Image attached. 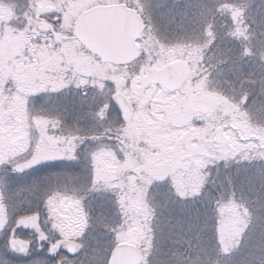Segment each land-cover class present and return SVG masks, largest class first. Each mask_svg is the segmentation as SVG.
Returning a JSON list of instances; mask_svg holds the SVG:
<instances>
[{
    "label": "snow or ice",
    "instance_id": "1",
    "mask_svg": "<svg viewBox=\"0 0 264 264\" xmlns=\"http://www.w3.org/2000/svg\"><path fill=\"white\" fill-rule=\"evenodd\" d=\"M0 10L9 11L2 3ZM143 11L141 6L139 13ZM139 13L125 0H42L29 13L39 17L35 25L27 19L14 23L23 29L14 37L17 43H0V72L11 70L27 81L0 75V264H120L121 245L133 240L140 245L136 264H160L163 245L178 235L177 225L183 235L198 239L211 233L218 249L227 252L243 242L254 217L264 216L261 198L249 207L237 199L232 178L219 179L233 162L264 164V122L255 119L264 114V82L258 93L245 90L237 99L212 89L210 72L199 68L203 48L214 43L212 26H205L209 39L203 46L169 45ZM130 14L138 16L132 28ZM235 32L242 34L239 24ZM6 39L0 30V41ZM130 43L143 47L134 71L121 79L109 66ZM169 61L178 62L169 66ZM90 83L101 92L107 89L93 115L108 120L111 110L119 146L104 143V135L64 131L59 117L34 114L28 107L30 97L84 89ZM122 88L131 110L151 125L146 128L151 138L138 143L127 138L125 125L131 126L132 118L119 102ZM169 98H175L172 104L202 103L181 115L171 111ZM111 128L110 121L105 133L111 134ZM88 141L95 145L85 153L90 178L33 183L32 191L43 198V217L10 205L6 192L17 179L13 174L45 162L78 161ZM151 169H158L159 176L148 175ZM259 175L264 191V169ZM133 192L144 205L142 222L127 218ZM149 195L156 206L148 203ZM177 213L184 215L177 219ZM28 233L32 239L26 238ZM176 262L199 264V259L177 255Z\"/></svg>",
    "mask_w": 264,
    "mask_h": 264
},
{
    "label": "trees",
    "instance_id": "2",
    "mask_svg": "<svg viewBox=\"0 0 264 264\" xmlns=\"http://www.w3.org/2000/svg\"><path fill=\"white\" fill-rule=\"evenodd\" d=\"M17 1L19 2V6H15L16 11L19 16H22L23 11L30 8L29 2L31 0ZM236 1L238 2V0ZM241 1L242 2H239L241 3V10H244L242 12L243 17L241 19H230L222 11L218 13H223L224 15H216L215 13L219 10L212 12V20H208L211 23L208 22L207 24H211V30L215 34L212 38L214 40V43H212L211 46L212 58H210V47L203 48V57L206 62L209 63L212 61V67L209 66L207 68V70H210L212 74V89L223 93L227 97L239 94L245 90H249L248 92L252 93V85L259 84L255 79H251V76L255 78L259 75H262L260 73L262 70L259 71L260 69L257 66L260 65L262 69L264 68V18L258 17L260 15V9L264 11V0ZM10 5L13 7L14 4L11 3ZM261 14L264 16V12H261ZM250 16L254 18L250 19ZM176 22H179V20H177ZM238 24L241 26V28L248 30V35H242V39H240V41H242L241 43L236 39L239 35L235 32ZM202 28L203 29L201 30L202 32L200 35L203 36L197 39L200 40L197 42L198 46H203L209 39L206 35H204L205 27ZM247 37L250 38V41H248V43L246 42L248 40ZM191 38L193 37L191 36ZM253 44H255L256 46H254ZM218 49H222L224 51L226 49V53L222 55L218 54ZM245 50H248V54H245ZM242 74H248L251 85L249 81L247 82L244 78H241L239 76ZM66 95L67 97L73 95L72 99L74 101L86 103L87 105H91L93 104V102L100 105L101 102V99L97 97V94L82 97L80 95H76L75 93ZM78 106L80 107L79 103ZM255 119L264 122V114L262 115V113H257ZM65 126L68 127V124L66 123ZM102 133L103 131L101 130L98 135H101ZM87 151V149H81V156L82 153H84L83 159L77 162H73V165L71 166L70 163L62 160H58L62 162H56V165H53V163H55L54 161H50L29 169L23 174H13L17 176V179L13 181L6 192V196L8 197V202L10 203V205L14 209H19L22 212L31 213L34 211H39L42 215V212L44 211L42 196L39 193H16L17 189L20 187V185H22L23 182H29L28 184H31L32 182L34 183V181L38 180V177L51 176L48 177V179H51L52 177H55V174H57V172H60L61 169H67L70 170L71 173H74V171H78L80 167L83 166L85 172L89 173L88 169L85 167L87 164H89L88 160L85 159V153ZM60 164L64 165L60 166ZM243 164L249 165L250 169L248 171H241L233 178V180L239 181L238 184L234 182L237 190V199L239 200L242 198L243 202L247 203L249 207H255L256 205L253 202L257 200L258 197L261 198L262 201H264V191L261 190L262 178L260 177L259 172L256 170L257 165L262 163L257 162L256 164ZM235 166L236 163L233 162L228 167L223 168L219 178L220 181H223L225 179L224 172L226 171V169ZM213 178L215 179V175L213 176ZM217 183H219V181H217ZM28 187L31 188L32 185H28ZM133 193H131V195H133ZM148 203L156 206L151 201ZM198 207L201 211H203L202 204L198 205ZM182 215L184 214L177 213L176 218L179 219ZM173 223H175V220L173 221ZM181 227V225L176 226L175 231L178 234L177 237L168 240L163 245L162 253L177 251L179 254H182L179 256L183 257L184 260H189L190 257H197L199 259V264H215L217 251L219 249L217 247V244L214 242L212 234L205 233L203 237H200L198 239L192 233L183 235V233L181 232ZM157 235L159 234L157 233ZM26 238L32 239V234L28 233L26 235ZM105 238L106 237H104V240H108L107 238ZM160 243L161 241L158 239L157 244ZM2 248L3 239L0 238V249ZM253 258L257 262L260 259V257L258 256H254ZM240 259V255L234 257V260L236 261H239ZM21 263H23L22 260L17 262V264Z\"/></svg>",
    "mask_w": 264,
    "mask_h": 264
},
{
    "label": "rangeland",
    "instance_id": "3",
    "mask_svg": "<svg viewBox=\"0 0 264 264\" xmlns=\"http://www.w3.org/2000/svg\"><path fill=\"white\" fill-rule=\"evenodd\" d=\"M182 1V0H181ZM198 0H185V2H182L181 4L177 5L174 3V0H160V6L157 9V17H156V27L158 29V35L160 39L164 41L165 44L169 45H186V43L183 42V40H187L186 38H191L194 37L196 39L200 38L203 35L201 34V30L203 29L202 27H205L208 22L211 23L210 21L204 19V17H200V19H196L193 17V14H198L201 15L202 13L206 14L208 13L207 10L203 11L202 6H198L196 4H191V3H197ZM7 2V3H5ZM241 0H212V12L217 11L215 14H223L225 13L226 16L230 19H241L243 17L242 12L244 10H241ZM0 3L4 4L9 11H4L0 10V30L3 31L5 36L7 37L6 40L0 41V43H7L8 45H15L17 41L14 39L15 36H18L20 31L23 30L19 27H14L15 24H20L22 23L25 19L29 21V24L35 25V22L39 19L38 16H33L30 15L29 13L34 12L36 8L40 6L42 3V0H31L29 2L30 9L29 12L25 15V18L23 17L22 19L20 16H18V13L16 11L15 6H19V2L17 0H0ZM9 3V4H8ZM14 4L13 7L10 4ZM12 7V8H10ZM223 12V13H218V12ZM239 12L240 16L237 18L234 13ZM261 12H264L262 9H260L259 13L260 15L258 17L264 18V16L261 14ZM224 15V14H223ZM192 16V17H191ZM19 18L22 20V22L19 20ZM254 18V17H252ZM179 20V22H176ZM245 23V22H244ZM29 24H25L24 28H27ZM211 25V24H210ZM159 26V27H158ZM241 28V26L239 25ZM242 34H239L238 37L236 38L237 41H240L242 39V35L246 36L248 35V30L243 29ZM205 32V31H204ZM235 34V33H234ZM195 39V40H196ZM247 43L250 41V38L247 37ZM242 41H240L241 43ZM256 46L255 44H253ZM143 47V46H141ZM191 47V46H189ZM242 48V47H241ZM218 54H224L226 53L222 49L217 50ZM155 52L152 53V56L155 57ZM186 55V53H185ZM225 56V55H224ZM187 59V58H186ZM178 62V61H169L168 64L169 66L172 65L173 63ZM261 64V63H260ZM202 62L199 64L200 70H204L205 68L202 67ZM123 67H114L112 66L109 70L112 71L113 68H119L123 69ZM259 71L262 75H259L257 77L251 76V79H255L258 81L259 85H252V93H258L260 90L261 82H264V68L259 65ZM129 74L134 71L132 69L131 65L128 67ZM263 72V73H262ZM0 75H3L5 79H13L17 83H27L24 77H21L19 75H15L11 70L5 69L4 71L0 72ZM146 76L147 73H144ZM241 78H244L247 82L249 81L248 74H242L239 75ZM255 76V75H254ZM127 77H125L126 79ZM243 80V79H242ZM241 81V80H240ZM250 82V81H249ZM251 85V82H250ZM89 89H91V83L89 84ZM257 88V91H256ZM88 89V90H89ZM78 90V89H76ZM82 90V89H79ZM85 90V89H84ZM71 91V88L64 89L59 92H47V93H41L36 96L30 97L29 98V105L28 107L34 111H40L44 113L48 117L56 118L59 117L62 121V128L64 131H75L76 129L80 128L82 134L86 135H98L99 132L102 130L103 133L101 135L105 136L104 143H111L115 146H119L118 141H117V136L116 132H112L111 134H106L105 129L109 127L110 121L112 123V127L115 126V116L113 115L111 119L108 120H99L95 118L93 113L98 111L99 107L103 105V100L101 99L100 105L96 104L93 102L91 105H87L86 103L82 102H76L72 99V96L67 97L66 94ZM249 91V90H248ZM251 91V90H250ZM121 93L124 94L123 88L121 89ZM128 100L129 97L124 94ZM255 97H253L254 99ZM172 99L175 98H169L168 103L170 105V109L172 112L178 113L183 115L186 112H193L192 110L195 109L194 105H185L183 102L177 101L176 104H172ZM199 100V99H198ZM41 101V103H40ZM130 101V100H129ZM40 103V105H39ZM78 103L80 107L78 106ZM132 104V101H130ZM82 107V108H81ZM263 115V114H262ZM132 118V125L128 126L127 124L125 127H128V132H127V138H129L130 142H136L138 143L139 141L143 140L145 137L151 138V133H149L146 128L151 127V125H147L144 119L137 115L134 111L129 115ZM110 117H111V110H110ZM99 122L102 123V127L104 129H100ZM66 123L68 124V127H66ZM65 127V128H64ZM121 137H124V133L121 131ZM86 147V146H85ZM147 149L145 151L140 153L141 158L144 157L146 154ZM84 157V153H82V156L80 154V160H82ZM86 159V158H85ZM67 163H70V166L73 165V162L77 161H67V160H62ZM62 161H54L53 165H56L57 163H60ZM87 162V161H86ZM89 163V162H88ZM237 164V163H236ZM64 164H60V166H63ZM88 172H85L84 167H80L78 171H74V173H71L70 170L67 169H61L60 172H57L55 174V177H52L51 179L54 178H59L61 180L67 179L69 177H87L90 178V167L89 164L85 166ZM82 169V171H81ZM64 173V174H62ZM88 173V174H86ZM54 176V175H53ZM159 174H154L153 177H158ZM51 177V176H42L38 177L36 181H44L46 178ZM34 181V182H36ZM238 184L239 181L234 180ZM22 183V182H21ZM29 182L25 183L23 182L22 185L17 189L16 193H34L32 191V187H28V185L33 186V182L31 184H28ZM135 183V181H133ZM41 187L43 188L44 185L41 184ZM131 200L129 201L128 204V220L129 221H143V216H142V209H143V202L138 200V193H133L131 195ZM152 202L156 205V202L153 200L152 196H148V202ZM44 212V211H43ZM42 212V217L44 216V213ZM108 239V237H106ZM105 238V239H106ZM104 242H107V240H104ZM133 244L137 246L138 248L140 247L139 243L134 242H126ZM25 264V262L21 263Z\"/></svg>",
    "mask_w": 264,
    "mask_h": 264
},
{
    "label": "clouds",
    "instance_id": "4",
    "mask_svg": "<svg viewBox=\"0 0 264 264\" xmlns=\"http://www.w3.org/2000/svg\"><path fill=\"white\" fill-rule=\"evenodd\" d=\"M127 4L134 7L139 13V9L141 6L144 7V11L139 13L144 16L145 22L148 25L156 26V17L158 15L157 9L160 6V0H125ZM181 0H174V3L179 4ZM138 16L134 14H130L128 18V26L130 28L136 26V21ZM162 40V39H161ZM163 41V40H162ZM164 42V41H163ZM109 67H112L111 65ZM129 66H125L123 69L113 68L112 72L114 75H118L119 78L124 79L129 75L128 71ZM132 69H135L136 62H133L131 65ZM146 68V65L141 69L143 72ZM151 71V70H149ZM86 89V88H84ZM82 89V90H84ZM241 93L236 95H231L229 97L233 99H237ZM238 103H242L237 100ZM34 114L45 115L40 111H34L31 109ZM46 116V115H45ZM109 117V119H111ZM119 129L117 126H113L111 128L112 132H117ZM250 169L249 165L243 163H237L235 167L227 168L225 173V179L234 178L235 175H238L241 171H248ZM264 169V164H259L256 167V170L259 172ZM253 225L248 229L247 234L243 238V242L239 243V247H233L229 249V251L224 252L221 250L217 251L215 264H264V216L254 217ZM179 254L177 251H170L166 253H162L160 264H177L176 257ZM237 255L241 256L239 261L234 260V257ZM260 257L257 262L253 257Z\"/></svg>",
    "mask_w": 264,
    "mask_h": 264
},
{
    "label": "water",
    "instance_id": "5",
    "mask_svg": "<svg viewBox=\"0 0 264 264\" xmlns=\"http://www.w3.org/2000/svg\"><path fill=\"white\" fill-rule=\"evenodd\" d=\"M140 50L141 48L137 47L134 43H130L128 45L123 46L118 53V58L114 60L113 64L121 65V64H128V63L135 61ZM157 76H159V73H157ZM167 78L172 79L174 77L169 76ZM119 102L129 108L130 110L129 113L131 112V107L128 101L122 95L120 97ZM200 103H202V101H198L197 106ZM121 248L123 249V251H120L117 253L120 264H136L138 260V253H139L138 247H136L133 244L123 243L121 245Z\"/></svg>",
    "mask_w": 264,
    "mask_h": 264
},
{
    "label": "flooded vegetation",
    "instance_id": "6",
    "mask_svg": "<svg viewBox=\"0 0 264 264\" xmlns=\"http://www.w3.org/2000/svg\"><path fill=\"white\" fill-rule=\"evenodd\" d=\"M182 2H185V0H182L179 4H181ZM179 4H177V5H179ZM191 4H196V5H198V6H202L203 8H202V10L203 11H205V10H207V12L208 13H206V14H204V13H202L201 15H198V14H193L192 16L193 17H195L196 19H200V17L202 16V17H204V19H206V20H212V0H198L197 1V3H191ZM209 4H211V5H209ZM29 9L30 8H28V9H26L25 11H23V15H24V17H25V15L29 12ZM191 16V17H192ZM250 19H252V16H250L249 17ZM204 35H205V32H204ZM10 45V44H9ZM11 46V45H10ZM212 46V45H211ZM210 46V52H211V54H210V58H212V47ZM202 67H205V68H208L209 66H211L212 67V61L211 62H209V63H207L206 61H203L202 60ZM209 72H210V70H209ZM211 73V72H210ZM131 107H132V104H131ZM193 112L194 111H196V108L195 109H193L192 110ZM99 125L100 126H102V123L101 122H99ZM104 129V128H103ZM88 144H90V142H88V143H86L85 145L87 146ZM91 145V144H90ZM154 174H160L159 173V170L158 169H151V170H149V172H148V175H150V176H153ZM135 193V192H134Z\"/></svg>",
    "mask_w": 264,
    "mask_h": 264
}]
</instances>
